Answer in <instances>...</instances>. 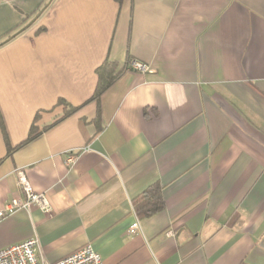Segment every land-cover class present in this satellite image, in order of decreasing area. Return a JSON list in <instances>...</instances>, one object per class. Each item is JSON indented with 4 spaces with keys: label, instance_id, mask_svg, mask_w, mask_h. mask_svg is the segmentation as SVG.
I'll return each instance as SVG.
<instances>
[{
    "label": "crops",
    "instance_id": "0c3cea01",
    "mask_svg": "<svg viewBox=\"0 0 264 264\" xmlns=\"http://www.w3.org/2000/svg\"><path fill=\"white\" fill-rule=\"evenodd\" d=\"M4 41L0 209L24 197V169L51 211L1 219L0 248L37 237L51 264L87 243L104 264H264V0H0ZM129 57L150 69L91 100L97 67ZM155 182L165 208L139 218Z\"/></svg>",
    "mask_w": 264,
    "mask_h": 264
},
{
    "label": "built area",
    "instance_id": "2783aa9c",
    "mask_svg": "<svg viewBox=\"0 0 264 264\" xmlns=\"http://www.w3.org/2000/svg\"><path fill=\"white\" fill-rule=\"evenodd\" d=\"M133 70L146 72L150 67L139 60L133 59L129 63ZM75 155L69 156V161L75 160ZM19 185L24 197L13 198L4 209H0V220L21 208H29L32 205L39 206L45 212L51 211L50 202L45 192H37L28 180L24 169L18 170ZM141 232V223L136 219L129 228L130 234ZM0 264H51L44 257L37 237L29 238L4 248H0ZM52 264H104L101 254L87 243L72 253L66 255Z\"/></svg>",
    "mask_w": 264,
    "mask_h": 264
},
{
    "label": "trees",
    "instance_id": "16d2710c",
    "mask_svg": "<svg viewBox=\"0 0 264 264\" xmlns=\"http://www.w3.org/2000/svg\"><path fill=\"white\" fill-rule=\"evenodd\" d=\"M122 3L124 0H117ZM42 28L41 30H43ZM6 41L1 42L0 46L5 44ZM132 60L131 57L128 58L126 63L121 65L117 61H113L110 59H106L101 65H99L96 69V74L98 76L97 85L91 100H96L99 102L102 94L107 91L120 77V75L129 68V63ZM59 103H64L65 106V114H70L73 112L76 107L71 106L64 100H59ZM2 122L1 113H0V123ZM95 123L98 125V131L102 129L101 126V112L98 109L97 116L95 118ZM36 131V126H32L30 130L29 137L24 140L21 144L23 145L27 141H29ZM10 153L13 151L11 148ZM133 207L135 212L137 213L139 218L147 219L162 211L165 208V200L163 196V187L159 182H155L148 186L143 192L137 195L133 199Z\"/></svg>",
    "mask_w": 264,
    "mask_h": 264
}]
</instances>
